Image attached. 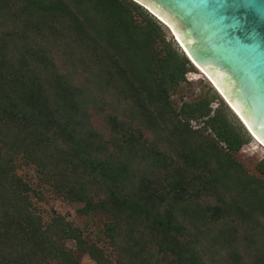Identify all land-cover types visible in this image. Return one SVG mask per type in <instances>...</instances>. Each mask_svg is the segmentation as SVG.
I'll return each instance as SVG.
<instances>
[{
  "label": "trees",
  "instance_id": "1",
  "mask_svg": "<svg viewBox=\"0 0 264 264\" xmlns=\"http://www.w3.org/2000/svg\"><path fill=\"white\" fill-rule=\"evenodd\" d=\"M194 69L133 0H0V264H264V158L216 93L174 99Z\"/></svg>",
  "mask_w": 264,
  "mask_h": 264
},
{
  "label": "water",
  "instance_id": "2",
  "mask_svg": "<svg viewBox=\"0 0 264 264\" xmlns=\"http://www.w3.org/2000/svg\"><path fill=\"white\" fill-rule=\"evenodd\" d=\"M138 1L172 27L191 63L211 76L226 103L232 107L228 98L264 143V0Z\"/></svg>",
  "mask_w": 264,
  "mask_h": 264
},
{
  "label": "rangeland",
  "instance_id": "3",
  "mask_svg": "<svg viewBox=\"0 0 264 264\" xmlns=\"http://www.w3.org/2000/svg\"><path fill=\"white\" fill-rule=\"evenodd\" d=\"M134 1V0H133ZM138 4L144 7L151 15L152 11L146 5L141 3ZM135 1V2H136ZM153 12V11H152ZM155 13V12H154ZM156 14V13H155ZM157 15V14H156ZM154 16V15H153ZM157 19V18H156ZM158 20V19H157ZM167 23V22H165ZM163 24V23H162ZM168 24V23H167ZM164 25V24H163ZM167 31L168 40H172L175 46L184 53L181 48L175 33L172 27H168L164 25ZM185 54V53H184ZM194 71L187 75V84L184 85L183 89L179 91L175 100L180 102V98L182 96L185 97L187 101L198 100L199 98L205 96L207 93L214 94L216 93L221 100L228 107V113L230 118L238 125L242 126V128L249 134L251 137V141L249 144L245 145L242 150L237 154L236 158L238 161L245 164V166L252 172H254V168L256 163L264 158V144L255 140V138L247 131L243 123L240 121V118L233 112L230 106L226 103L223 97L219 94L217 89L211 84L207 76H204L202 72H200L195 66ZM210 88H212L210 90ZM36 168L34 166L29 167H19V174L24 177L27 181H30L32 184H37L36 177ZM36 188V186H34ZM38 190V187H37ZM51 191H47L43 196L42 200L37 202V206L39 208V212L42 215L45 222H50L54 212L60 213L62 216H65L66 219L74 224L75 226H80L84 229L85 235L91 237L98 241V244L108 250L110 253H114L113 248L111 247L109 240L104 237L102 230L104 229L105 224L109 221L107 216L101 214H93L92 216H84L79 214L78 210L82 208L81 204H69L67 203L61 196H59L52 189ZM36 200V199H35ZM67 247L70 249L76 248V242L74 240H69L67 242ZM82 264H95V262L88 256L84 255L81 259Z\"/></svg>",
  "mask_w": 264,
  "mask_h": 264
},
{
  "label": "bare ground",
  "instance_id": "4",
  "mask_svg": "<svg viewBox=\"0 0 264 264\" xmlns=\"http://www.w3.org/2000/svg\"><path fill=\"white\" fill-rule=\"evenodd\" d=\"M159 16V15H158ZM159 18L162 20V21H164V22H166L164 19H162L160 16H159ZM169 25V24H168ZM170 26V25H169ZM171 27V26H170ZM174 31V30H173ZM174 33H175V31H174ZM175 36H176V38H177V40H178V42H180V44L182 45V47L187 51V53L189 54V56H191V53L188 51V49L185 47V45L183 44V42L180 40V38L177 36V34L175 33ZM192 57V56H191ZM196 64L198 65V67H196L200 72H202L203 74H204V76H207V78L209 79V81L211 82V84H213V86L216 88H218V86L216 85V83L213 81V79L211 78V76L199 65V63L198 62H196ZM219 89V88H218ZM219 91H221L220 89H219ZM222 92V91H221ZM224 95V94H223ZM225 98H227L226 96H225ZM227 101L230 103V105L232 106L231 107V109L233 110V112L240 118V121H241V119L245 122V120L243 119V117L240 115V113L237 111V109L232 105V103L228 100V98H227ZM246 123V122H245ZM246 125H247V123H246ZM248 126V125H247ZM248 128L250 129V127L248 126ZM251 130V129H250ZM251 132H252V130H251ZM253 133V132H252ZM253 135H254V138H255V140L256 141H258V142H260V143H262V144H264L263 142H261L258 138H257V136L253 133Z\"/></svg>",
  "mask_w": 264,
  "mask_h": 264
}]
</instances>
